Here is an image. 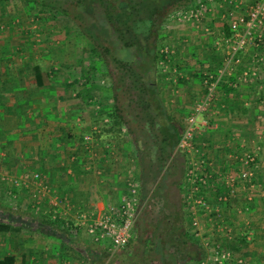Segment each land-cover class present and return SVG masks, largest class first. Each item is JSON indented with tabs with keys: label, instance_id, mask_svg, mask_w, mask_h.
<instances>
[{
	"label": "rangeland",
	"instance_id": "1",
	"mask_svg": "<svg viewBox=\"0 0 264 264\" xmlns=\"http://www.w3.org/2000/svg\"><path fill=\"white\" fill-rule=\"evenodd\" d=\"M217 1L202 0L204 6L199 9L197 20L171 21L166 28L168 33L166 45L173 51L170 65L176 68L181 66L180 74L187 72L198 74L197 78L187 80L186 84L181 83L171 91L169 101L171 105L182 109L186 114L185 123L196 105L204 99L205 81L210 77L217 78L219 71L224 69L230 58L231 49L227 40L233 41L234 23H237L238 31L242 33L250 9L256 3L255 1L248 4ZM35 13L37 14L36 9H27L17 0L0 3V46L11 51L20 49L15 57V68L26 69L27 65H39L44 69V73L54 75L55 80L64 83V86L75 84L76 90L72 91L69 88L68 93L63 94L62 87L58 89L48 84L47 88L33 95V99L39 98L35 99V110L30 113L29 120L39 123V121L45 122L46 119L52 126L41 128L43 132L36 137H26V139L23 137L24 149L18 156V165H10L11 160L10 162L0 160V192L2 189L7 191L14 180L20 182L21 174L28 177L25 181L31 194L35 192L33 176L40 171L43 160L38 152L41 161L37 164L36 149L32 151L26 163L27 157L24 154L29 146L36 147L38 141L48 143L52 150L46 151L44 158L47 159L46 155L51 154L55 159L60 160L59 164L62 167L65 169L70 167L72 171L76 170V173H79L74 176L75 173L72 172L68 176L58 170L44 175L50 191L53 192V201L56 200L62 205L61 208L58 207L60 216L66 217L65 222H68L74 220L78 212L83 210L70 201L71 182L75 181L82 189L88 187V193L93 196L98 193L109 206L119 203L123 197H126L129 191L128 184L133 179L137 182L138 178L134 174L132 164L128 159L123 160L121 156L122 152H129L126 144L120 146L118 141L108 137L102 141L108 143L101 145L100 141L93 140V135L86 134L91 126L92 130H95L101 125L94 123L93 117L96 116L98 107L92 105L100 101L99 97L103 95V89L107 84L97 76L92 78L93 83L88 87H84L83 80H79V71L72 65H77L80 57H83V43L80 42L73 23L64 19L46 21L45 11H40L39 15L33 17ZM223 25L230 28L231 36L227 34ZM255 35L246 49L236 55L234 64L230 63L229 70L219 82L212 104L201 117L206 126L196 133L191 148L181 149L187 154L192 169L195 167L194 164L203 165L199 174L207 173L214 178L212 183L200 187L197 191H193L194 187L190 185L192 183L188 182L182 195L191 214L189 232L208 254L202 264H213L212 251L216 245L232 253V260L226 264H264V258H261L264 255V247L260 244L262 240L259 236L261 229L264 232L260 223L264 220V214L261 216L264 213V25ZM257 35H262V42L257 40ZM84 58L86 59H84L86 61L84 67H86V63H90L89 53ZM199 73L205 77H200ZM235 74H238L239 79L231 82L229 79ZM3 76L5 74H0V77ZM224 86L237 91L243 90L245 96H250V99H244L246 103L238 106L233 98L234 93L225 91ZM166 88L169 90V86H164L168 93ZM26 89L31 90V87H26L25 91ZM58 91L61 100L55 103L50 95ZM103 97L105 99V96ZM64 107L82 110L83 120L80 121L76 117L64 119V116L58 118L56 115L47 118V114H53L54 111L60 110L61 113V108ZM46 110L49 113L46 114ZM12 123L14 127L16 122L12 121ZM70 133L73 137L68 136ZM32 134L29 132V135ZM12 145L15 146L14 143ZM8 153L10 156H16L15 152L12 154L8 151ZM249 154L255 156L256 168L252 178L244 181L240 179V174L249 168L244 164V159ZM191 170L188 171L187 177H190ZM231 178L234 179L235 185L230 191V188L226 190V187ZM225 194L229 197L224 196ZM52 197L45 200L55 207ZM220 197L226 198V201L219 203ZM6 198L5 195L1 196L0 203ZM64 198L69 201H64ZM199 200L204 204H197ZM46 202L43 203L44 206L47 205ZM28 204H31L30 199ZM17 209L20 210L19 205ZM225 209H228L229 213L225 214ZM59 220L62 218L59 217ZM59 220L54 222L63 225ZM252 221L255 222L254 225ZM140 224L142 222L138 225L137 220L135 239L142 241L149 239V236H141ZM69 228L60 229L70 234L69 236L74 233L78 239H81V236L89 239L86 234L81 233L75 222L71 223ZM3 235L4 233L1 232L0 236ZM242 239H246L248 244L242 243ZM91 246L89 257L81 258L85 259L86 264L115 263L116 252L110 251L108 245L103 247L92 242ZM132 249L133 245L128 247L127 251ZM70 252L68 251L67 254L72 256ZM95 252H98L99 258L94 257ZM61 256L66 257V254ZM71 262L75 264L78 260L72 258Z\"/></svg>",
	"mask_w": 264,
	"mask_h": 264
},
{
	"label": "trees",
	"instance_id": "2",
	"mask_svg": "<svg viewBox=\"0 0 264 264\" xmlns=\"http://www.w3.org/2000/svg\"><path fill=\"white\" fill-rule=\"evenodd\" d=\"M10 1L13 0H0V3ZM17 1L27 9H36L37 14L33 17L45 11L46 21L64 19L73 23L83 43V57H80L77 65H72L79 71V80H83L84 87H88L93 83L92 78L97 76L107 84L99 97L100 101L92 105L98 107L93 117L94 123L101 125L95 130L91 126L85 132L93 135V140L100 141L101 145L108 143H103V139L112 137L120 146L126 144L129 147V152L124 151L121 156L132 164L138 178L137 182L134 179L133 182L137 185V195L143 205L137 219L138 225L142 222L139 232L141 236H149V239L142 241L135 239L134 235L125 248L116 251L114 264H202L208 254L189 232L191 214L182 199L189 184L187 173L191 168L187 154L179 148L187 129L186 114L169 101L171 91L176 86L186 84L187 80L197 78L198 74H180L181 66H177L178 69L172 67L170 60L173 51L166 45V28L176 20L172 18L174 13L202 3V0ZM225 30L229 36L232 35L229 27ZM1 46L0 74H5V80H0V94L12 92L17 97L14 100L1 98L0 102L8 114L17 115L23 136L29 133L31 122L23 116L26 108L21 106L22 103L31 102L33 95L47 88L48 84L58 89L62 87L63 94H67L69 88L75 91L76 85L64 86V83L55 80L54 75L44 73L39 65L15 68V57L20 49L11 51ZM166 47L172 53H166ZM87 53L90 63L84 67ZM199 76L205 77L200 73ZM31 77L33 84L27 80ZM229 80L235 81L232 77ZM29 86L31 90L26 89L29 91L26 92L25 88ZM164 86H169V90L166 88L168 93ZM224 89L227 92L232 90L228 86H224ZM59 93L50 95L55 103L61 100ZM59 114L64 119L76 117L83 120V111L72 107L61 108ZM68 136L73 137L71 133ZM61 171L66 173L67 169ZM72 172L79 175L76 170ZM208 180L212 183L214 178L211 176ZM72 193L73 203L86 209L87 193ZM45 222L52 230L53 221ZM11 223L0 221V232H9ZM64 227L65 230L70 229V226ZM242 243L248 244L246 239H242ZM132 245L133 249L127 251ZM13 263V259L8 257L0 261V264Z\"/></svg>",
	"mask_w": 264,
	"mask_h": 264
},
{
	"label": "crops",
	"instance_id": "3",
	"mask_svg": "<svg viewBox=\"0 0 264 264\" xmlns=\"http://www.w3.org/2000/svg\"><path fill=\"white\" fill-rule=\"evenodd\" d=\"M222 1L223 2L224 1L225 2L227 1L236 2L239 4H248L253 1L256 2V0H218L217 2H222ZM223 27H225V25H223ZM226 27L224 29H226ZM237 75L238 74H235L234 76H232V78L235 81L239 79ZM0 80L4 81L5 79L4 77H0ZM27 80L29 81V83L33 84L32 83L34 81L33 78H28ZM230 92L234 93L233 98L234 100H236L238 106H240L242 103H246L244 102V99H250V96H245V92H243V90L237 91L235 89H232ZM16 97L17 95L12 92H7V93L3 92L0 94V99L6 98L9 100H14ZM37 98H34L31 102L27 104L26 103L21 104V106L23 105L22 107L26 108V113H24V116L27 118V120L31 119L30 113H32V111L34 112L35 110L34 102H35V99ZM12 104H11V107H12ZM21 106L19 105L18 108L20 109ZM5 109L6 108L3 107L2 102H0V117L2 118L0 119V126H1L0 128V160L2 159L4 162H7V161L10 162L11 160L10 165L12 164L18 165V162H19L18 156L21 155L22 150L24 149L23 147L24 144L22 143L23 137H25V139L26 137L28 138L36 137V135L40 134V132H43L41 128H44L46 126L50 127L49 125L51 124H49L46 119H45V122L39 121V123L32 122L29 120L31 122L30 123L31 126H28L29 132L33 133L34 135L33 134L29 135L28 133L22 136L20 132L21 129L19 127V121H18L17 115H10L8 114V112H6ZM54 112L53 114H47L49 113V111L46 110V114L48 116L47 118L53 117V115L58 116V118L60 117V114H59L60 110L58 112H55V113ZM12 121L16 122V125L14 127L12 125L13 124ZM12 139L14 140L13 142L11 141ZM13 143L15 144V146L12 145ZM35 149L37 150L35 151V154L37 155L35 158L38 159L37 164H40V161H41L40 157H38L39 153L44 162V163L43 162L41 163L43 166L39 169L42 172L41 174H43V176L46 174H49L51 171L53 172L58 171V170L61 171L62 169H64V167H62L59 164L61 163L59 162L60 160L58 161V159H55L53 155L51 154L46 155L47 159L44 158L45 157L44 153L47 154L46 151L49 152L52 150V148L48 143L44 144L43 142H40V141H38V144L36 145V147L29 146L27 148L24 154L27 157L25 160V163L30 159V156L32 155V151ZM8 151H11L12 154L15 152L16 156L14 155L10 156ZM69 169L70 167L67 169V172H66L68 176L72 174V170L71 169L69 170ZM40 171L38 173H40ZM66 173L65 175H67ZM73 175L75 176V174ZM44 177L46 179V176ZM19 179L23 182L18 181L19 183L18 186L12 185L11 187H9V189H7V191L6 190L3 191L2 189V192H0V197L4 195L7 197L6 200L3 201L4 205L3 203H0V221L9 222V223H11L12 220L15 221L11 223V228L9 232L4 233L3 236H0V261L8 257V258L13 259L14 261L13 264H73L71 261H72V258H74L75 260H78V262L75 264H86L85 259H81V258H85L87 256L89 257V255L91 254L90 248H92L91 246L92 242L90 241V239H86L83 236H81V239H78L74 235V233L72 236H69L70 234L68 235L67 233L62 231L61 229H64L65 228L64 226H70L71 223H73L74 221L72 220V221L65 222L67 218L64 216L63 217L60 216L61 215L60 209L58 207H53L51 206V204H48L46 202L47 200L45 199L51 198L53 195L49 193V194H46L45 196H42L40 199L38 198L37 201H35V199L31 200V198L34 197V193H32L33 194L32 195L31 192L27 188V182L25 180H28V177L25 176L24 174H21ZM72 179L74 180L75 178H72ZM70 191H71L70 201H73L72 191L87 193L88 207L86 209H83L84 211H92L94 209L104 210L108 206L105 199L101 198L98 193L94 194L95 196H93V194L88 193L89 191L88 187L82 189V187L77 185L75 181L71 182ZM29 199H30L31 204H28ZM52 201H53V197H52ZM44 202H46L48 206L47 205L44 206L43 205ZM17 205H19L20 210L17 209ZM61 207L62 205L60 204V208ZM225 210H226L225 214L229 213L228 209H225ZM263 214L264 213H262L261 216ZM59 217L62 218L64 222L63 224L64 226L59 225L54 222L56 220H59ZM48 218H50V220ZM45 220L53 221L51 222L53 223L52 230H49L50 226L46 224ZM260 223L263 225V226L261 225L262 228H264V220L261 221ZM252 224L254 225L255 222L252 221ZM0 235H1V232H0ZM259 236H260V239L262 240L260 244L264 247V232H262V229L259 231ZM66 250L67 252L71 251L70 254L72 256L67 254ZM63 254L64 255L66 254V257L61 256ZM94 254H95L94 255L95 258L96 257L99 258L98 252H95ZM261 258H264V255H262ZM62 259H64V261Z\"/></svg>",
	"mask_w": 264,
	"mask_h": 264
},
{
	"label": "built area",
	"instance_id": "4",
	"mask_svg": "<svg viewBox=\"0 0 264 264\" xmlns=\"http://www.w3.org/2000/svg\"><path fill=\"white\" fill-rule=\"evenodd\" d=\"M204 6V3H198L187 7L186 9H181L174 13L173 19L178 22H189L192 20H197L199 17L198 11ZM264 25V0H257L254 6L250 9L248 19L244 24V30L242 33L238 31L237 23L233 25V41L227 42L230 45V58L223 70L219 71L217 78L210 77L205 81V96L204 99L200 101L194 108L192 114L187 118L186 121V131L181 139L179 148L186 149L191 148V143L199 130L206 126V123L201 119L208 107L212 104L216 89L219 82L229 70L230 65L234 64L236 55L246 49L249 43L256 36L255 33ZM262 35H257V40L262 42ZM166 53H172L168 47L165 48ZM231 63V64H230ZM229 67V68H228ZM203 163V162H202ZM244 164L249 168L242 171L240 174V179L248 181L254 175V170L256 168V158L253 154H249L244 159ZM194 168H190L191 175L188 177L191 186L194 187L193 191L199 190L200 187L208 186V178L211 175L199 174L200 168L203 165L194 164ZM198 172V173H197ZM34 181V198L37 199L40 196H45L49 194L50 188L46 183V179L41 173H36L33 176ZM234 179L231 178L228 181V188L230 191L233 190L235 185ZM13 184L18 186V181L14 180ZM230 186V187H229ZM129 191L126 197H123L119 204L109 205L104 210L94 209L92 211L80 210L74 218L75 225L78 226L81 233H84L88 238L96 245L103 247H108L110 251L116 252L119 249L125 248L131 239L135 235V225L139 215L143 210V205L140 198L137 195V185L133 180L128 184ZM53 192H51L52 194ZM64 201L68 202L69 199L64 198ZM226 201V198L220 197L219 202ZM55 207H60L58 201H53ZM197 204H204L202 200L197 201ZM68 225V223H67ZM232 253L230 251L223 250L220 245H216L212 251V261L213 264H226L232 260Z\"/></svg>",
	"mask_w": 264,
	"mask_h": 264
}]
</instances>
